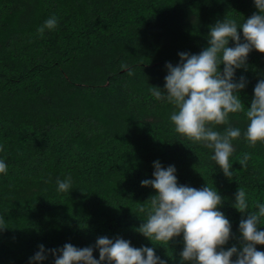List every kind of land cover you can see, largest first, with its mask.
<instances>
[{"label": "trees", "instance_id": "trees-1", "mask_svg": "<svg viewBox=\"0 0 264 264\" xmlns=\"http://www.w3.org/2000/svg\"><path fill=\"white\" fill-rule=\"evenodd\" d=\"M256 11L253 0H0V157L9 166L0 175V264H28L40 243L83 247L101 235L154 246L134 228L155 194L140 181L152 178L157 159L176 166L180 183L217 187L238 237L246 214L232 201L239 185L250 202L264 200V143L233 141L229 179L209 149L174 130L172 106L148 89L163 88L165 62L176 64L179 51L207 46L210 25ZM52 14L58 25L41 37L36 29ZM241 74L250 106L264 53L253 50ZM230 123L243 132L244 113L230 114ZM244 152L252 154L247 168L238 161ZM69 174L71 188L58 192L57 177ZM155 247L179 264L182 237ZM53 259L49 253L43 264Z\"/></svg>", "mask_w": 264, "mask_h": 264}, {"label": "clouds", "instance_id": "clouds-1", "mask_svg": "<svg viewBox=\"0 0 264 264\" xmlns=\"http://www.w3.org/2000/svg\"><path fill=\"white\" fill-rule=\"evenodd\" d=\"M253 3L258 11L241 22L225 16L210 25L207 46L198 53L179 51L176 64L166 61L163 88L150 84L148 89L155 100L172 106L169 120L174 130L209 149L210 159L229 179L233 176L230 159L234 153L233 141L243 135L249 146L264 143V77L258 79L250 106H246L240 92L248 83L247 77L236 76L238 69L247 71L253 50L264 53V0ZM57 25L58 18L52 14L36 31L43 37ZM122 67L128 75L134 74V68ZM240 112L246 121L243 132L230 123V114ZM217 125L225 127L221 131ZM3 151L4 145L0 143V152ZM251 156L244 152L238 158L242 168H247ZM152 163V178L141 179L140 184L156 191L141 206L143 222L134 230L154 246L137 247L119 235L112 238L101 235L94 244L83 247L65 242L62 246L46 248L40 243L28 264H43L49 253L54 257L52 264H168L167 259L157 254L155 246L169 245L176 237H182L183 241L179 264H264V250L257 248L264 245L261 227L264 200L257 198L250 202L249 194L239 185L232 203L246 215L239 221L236 237L230 219L222 211L224 199L217 187L206 183L197 188L180 183L174 164L164 166L159 159ZM8 168L6 160L0 157V175H7ZM56 185L58 192L68 191L71 175L57 177ZM233 238L238 240V245L226 247ZM97 250L98 258L94 255Z\"/></svg>", "mask_w": 264, "mask_h": 264}]
</instances>
